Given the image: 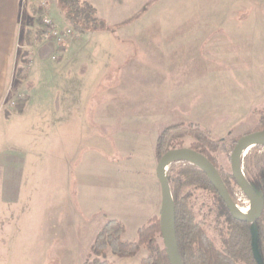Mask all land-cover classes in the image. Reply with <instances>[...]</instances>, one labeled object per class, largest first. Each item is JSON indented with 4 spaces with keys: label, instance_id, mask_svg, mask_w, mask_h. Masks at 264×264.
Segmentation results:
<instances>
[{
    "label": "rangeland",
    "instance_id": "rangeland-1",
    "mask_svg": "<svg viewBox=\"0 0 264 264\" xmlns=\"http://www.w3.org/2000/svg\"><path fill=\"white\" fill-rule=\"evenodd\" d=\"M89 1L108 27L88 33L107 32L113 41L89 39L90 35L83 41L81 34L74 33L58 45L38 37L42 19L36 0H24L28 10L19 14L0 98V264H80L107 219L123 223V237L137 233L139 225L129 214V204L117 197L128 192V178L121 170L125 163L109 165L90 149L99 144L90 114L106 96L109 101L158 102L165 120L150 124L167 123L158 133L170 124L192 123L209 130L214 140L224 138L228 143L253 132L264 117V94L255 95L264 90V0ZM50 15L61 28L69 26L55 3ZM60 46L71 51L65 85L63 72L57 70L64 51ZM84 49L98 50L94 54L98 56L92 59L83 51L79 56L77 51ZM101 49L123 52L112 59V68L104 74L108 80L99 81L94 89L84 82L81 88L75 86L79 71L86 78L98 74V64L89 59H104ZM174 49L183 54L174 57ZM185 67L191 69L175 79L163 78L166 69L171 73ZM90 92L91 99L85 101ZM82 93L79 107L76 102ZM24 96L29 100L17 113L14 102ZM101 128L98 124V132ZM181 134L177 138L181 147L190 148L193 133ZM225 149L218 143L212 155L218 168L231 174V152ZM145 156L139 152L136 163ZM243 159L251 170L257 169L264 165V147L248 151ZM230 190L234 202L247 212L249 201L233 178ZM16 192L22 193L13 202L11 222L9 202ZM178 196L185 197L194 221L223 250L229 212L217 193L187 185ZM159 210L142 225L152 217L159 219ZM156 241L163 246L160 236ZM146 255L147 249L141 247L135 255L140 256L139 264Z\"/></svg>",
    "mask_w": 264,
    "mask_h": 264
},
{
    "label": "trees",
    "instance_id": "trees-1",
    "mask_svg": "<svg viewBox=\"0 0 264 264\" xmlns=\"http://www.w3.org/2000/svg\"><path fill=\"white\" fill-rule=\"evenodd\" d=\"M54 2L64 21L75 33L85 34L96 30H107L108 25L99 17L97 9L89 0H54ZM29 33L26 32L27 35ZM38 37H41V29L38 30ZM59 50L63 51L64 48L60 46ZM17 74L19 78H25L20 75L21 70H18ZM28 100L29 96L18 98L14 102V111L21 113ZM185 131H191L194 135L190 148L202 153L213 163L231 195L232 176L218 168L212 150L219 143L226 148L225 151L230 153L237 140L228 143L222 138L217 141L211 137L209 130L202 129L197 124L174 123L162 128L158 133L155 144L157 160L159 161L169 149L181 148L182 142L177 138ZM255 131L264 132V117L259 118V124L253 132ZM259 147L261 146H253L246 151L245 156L248 151ZM176 163L178 165L174 166ZM169 165L166 175L175 207L176 239L183 264H236L238 260L256 264L250 246L252 227L256 229V247L264 264V206L260 218L253 224L235 220L228 214V236L223 243V250H218L205 235L199 223L194 221L193 212L185 203V197L178 196L181 188L187 185L213 190L214 188L197 166L182 160L172 161ZM242 166L246 180L261 195L264 205V165L251 170L243 159ZM124 231L123 223L116 219H107L90 242L81 264H114L106 257L107 249L112 250L119 257H133L141 247L147 249V255L141 259L140 264H170L163 246L161 247L156 241L157 236L161 237L158 218L152 217L138 228L133 241L121 239Z\"/></svg>",
    "mask_w": 264,
    "mask_h": 264
},
{
    "label": "crops",
    "instance_id": "crops-1",
    "mask_svg": "<svg viewBox=\"0 0 264 264\" xmlns=\"http://www.w3.org/2000/svg\"><path fill=\"white\" fill-rule=\"evenodd\" d=\"M27 8L28 6L25 5L24 0H0V98L3 90V78L8 71L9 57L14 50L13 48L19 22V14H21L20 12L23 13V11L26 12L28 10ZM64 23L66 22L64 21ZM88 35H90L89 39L92 36L97 39L106 37L104 41H113V39L107 32L81 34V36H83V41ZM82 51L84 53L88 52L89 57L92 59L93 56H98L94 55L98 52V50L95 49H84L77 51V53L80 52L79 56H83ZM101 51L105 53V55H101L104 59H101L100 61L89 59L91 63L98 64V74H93L92 76H89V78H86L84 77L85 74L82 73V71H79V73L81 72V75L78 74L74 77L75 86L81 88L82 86H84V82L87 84L86 86L89 89H94L96 87V84H99V81L103 82V80H108L104 74L109 71L108 69L112 68V59L119 53L123 54V52H121L122 50H119L115 51L118 52V54H114L113 51L107 52V50L105 51L102 49ZM74 52H76V50H74ZM70 53L71 51L68 48L65 49L63 51V56L59 59V63L57 66L58 72H63L64 74L62 77L63 79L61 78L64 82V85L67 84L66 73H68V66L66 64L68 62L67 58L70 56ZM159 53L162 56L163 51L159 50ZM171 53L174 57L183 54L181 52H178V50L176 49L172 50ZM158 60L162 61V58ZM77 61L79 60H76L75 63ZM175 62L178 64L177 58H175ZM180 69L181 71L175 69V71L171 73L168 72L167 69L166 71L164 70L165 72H163L162 74L163 78L167 79V77H169L170 80L175 79L179 73L182 74L188 72L191 68L189 70L187 67H185V70L183 68ZM260 94L262 97L264 94V90L255 93V95ZM82 95L83 93L79 96L80 98L76 102L77 106L80 105L79 107H82ZM89 98L91 99V92L88 94V97L85 99V101ZM98 106H100V108H98ZM159 107L161 106H159L158 102L142 103L137 99L128 100L126 98L124 100H113L112 98V100L109 101L108 96H106L105 101L96 106V113L94 112L93 114H90V118L93 119L96 124V131L94 132L95 137L99 138V144L92 146L90 149L91 151H93L94 149L96 153H99L103 161H106V163H108L109 165H124L125 163L124 167L121 166V170L126 175L125 179L128 178V192L127 194L123 193V196L117 197H121L120 200L122 202H124L125 204H129L127 206L130 209L129 214L134 217L135 221H137V226L139 225L138 228L145 222L144 220L152 215H155L160 209L161 193L159 182L155 175L157 163L154 159L153 151L158 130L162 126L167 125V123H160L157 126L150 124L152 121L160 122L161 120H165L162 116L163 113L160 111ZM185 120L195 121V119ZM169 122L171 121H168V123ZM98 124L99 126H103V128H101V131L99 132L97 130ZM227 129L228 128H226V130ZM100 143L102 145H100ZM139 152H145L146 156L145 158L141 159V163H136V159L138 158L137 154ZM129 153L130 158L127 157ZM21 193L19 194L18 192H16L15 199H10L9 221L11 222L12 216L15 212L12 208L13 202L17 203V201H19ZM123 215H119L118 219L123 220ZM135 238L136 234L130 238L122 236V239L126 241H133ZM84 256L81 258L80 264L82 263ZM140 256L142 257V254ZM140 256L118 257L112 251L107 252L108 260L112 261L114 264H131L132 262L133 264H139Z\"/></svg>",
    "mask_w": 264,
    "mask_h": 264
},
{
    "label": "water",
    "instance_id": "water-1",
    "mask_svg": "<svg viewBox=\"0 0 264 264\" xmlns=\"http://www.w3.org/2000/svg\"><path fill=\"white\" fill-rule=\"evenodd\" d=\"M253 146L264 147V132L255 131L242 135L235 142L230 153L231 176L249 201V211L243 213L231 195L229 194L217 168L202 153L188 147L173 148L166 151L157 162L155 175L158 179L161 193L159 210V227L163 248L170 264H183L175 231V207L167 179V166L175 160L187 161L197 166L208 178L215 192L227 208L230 216L238 221H245L249 224L255 223L263 212V200L255 188L249 184L243 173V156ZM251 252L256 264H263V261L256 247V229L251 228Z\"/></svg>",
    "mask_w": 264,
    "mask_h": 264
},
{
    "label": "built area",
    "instance_id": "built-area-1",
    "mask_svg": "<svg viewBox=\"0 0 264 264\" xmlns=\"http://www.w3.org/2000/svg\"><path fill=\"white\" fill-rule=\"evenodd\" d=\"M53 3H55L54 0H36V7L42 19L41 35L44 39L53 40L55 43H58V45H61L64 44L68 37H73L75 32L69 26L61 28L59 24L53 19V17L50 15ZM238 208L241 210L240 207ZM249 209L250 207L248 206V211Z\"/></svg>",
    "mask_w": 264,
    "mask_h": 264
},
{
    "label": "bare ground",
    "instance_id": "bare-ground-1",
    "mask_svg": "<svg viewBox=\"0 0 264 264\" xmlns=\"http://www.w3.org/2000/svg\"><path fill=\"white\" fill-rule=\"evenodd\" d=\"M241 208V207H240ZM241 210L243 211V212H245L242 208H241Z\"/></svg>",
    "mask_w": 264,
    "mask_h": 264
}]
</instances>
